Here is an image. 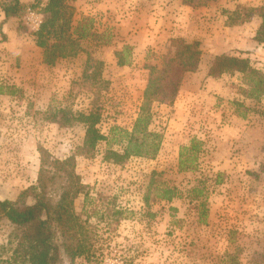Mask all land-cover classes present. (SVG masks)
I'll return each instance as SVG.
<instances>
[{
	"label": "rangeland",
	"instance_id": "rangeland-1",
	"mask_svg": "<svg viewBox=\"0 0 264 264\" xmlns=\"http://www.w3.org/2000/svg\"><path fill=\"white\" fill-rule=\"evenodd\" d=\"M166 1L158 4L161 8L166 4L176 16L170 29L165 23L153 28L145 12L143 20L138 18L145 32L134 34L137 40H126L128 35L115 25L112 9L81 18L73 23L78 33L81 26L88 28L80 40L81 51L74 58L58 60L54 67L42 63V50L34 42L32 34L42 15L40 7L29 5L33 1L0 26V85L14 88L11 96L0 95V199L11 201L35 184L38 146L64 159L81 144L82 124L65 128L47 117L49 108L90 110L93 94L77 85L87 58L102 62L101 76L108 82L100 92L97 125L107 136L115 126L131 129L147 84V67L160 65L171 39L191 42L201 33L209 38L200 43V66L184 76L174 104L152 106L151 129L163 134L155 159L131 158L115 166L102 161L104 142L94 159L78 158L77 173L90 192L85 204L83 196L75 201V212L91 234L90 256L73 262L64 258L61 264H264V98L260 102L244 98L240 74L207 76L213 57L222 52L249 58L264 72V47L249 51L246 43H236L238 35L229 30L233 26L224 13L241 5L235 0H213L198 8L182 0ZM146 3L140 4L142 9ZM203 8L206 22L212 24H200L203 15L196 10ZM183 15H190L197 29L187 26ZM2 19L0 10V23ZM124 46L131 47L129 64L119 67L115 54ZM234 101L242 104L238 111L248 118L250 130L243 137L239 129L245 123L235 128L241 123L234 120L239 118ZM192 139L203 143L196 169L181 172L179 150ZM158 188H175L180 196L170 203L160 200L155 195ZM195 188L203 189L196 198ZM202 207L205 221L199 217ZM13 233L14 227L1 220L0 246L6 247Z\"/></svg>",
	"mask_w": 264,
	"mask_h": 264
},
{
	"label": "trees",
	"instance_id": "trees-1",
	"mask_svg": "<svg viewBox=\"0 0 264 264\" xmlns=\"http://www.w3.org/2000/svg\"><path fill=\"white\" fill-rule=\"evenodd\" d=\"M182 1L198 8L207 6L213 0ZM71 2L33 0L29 4L32 8L40 7L42 20L32 35L36 47L42 50V63L47 67H54L58 60L74 58L81 51L80 40L86 36L88 28L86 25L81 26L78 33V29L73 27L75 8ZM26 6L20 0L0 1L3 15L0 26L19 16ZM224 13L231 26L250 22L253 17L260 18L254 40L264 45V5H240ZM1 35L2 41H5V34ZM130 53L129 46H124L121 52L116 53L117 66H127ZM201 55L199 41L171 39L169 52L162 57L160 65L147 67V84L131 129L115 126L107 136L100 133L97 125L101 119L100 92L107 89L108 82L101 76L102 62L87 58L81 81L77 85L93 94L90 110L83 113L73 112L68 107H58L57 110L49 108L47 117L60 127L71 128L75 124H82L85 127L83 140L64 159L54 158L46 149L38 146L39 168L35 184L21 191L14 201L0 199V221L5 220L14 227L7 246H0V264H61L64 258L73 262L76 258L90 256L91 234L86 222L75 212V201L83 196L85 204L90 192V187L82 183L77 173L78 158L94 159L99 144L104 142L103 162L122 166L131 158L155 159L163 142V134L151 129L152 106L154 103L167 106L174 104L184 76L198 70ZM224 74L241 75V93L244 98L255 102L264 98V72L253 67L249 58L229 54L214 56L207 76L220 78ZM13 94L14 88L0 85V95ZM232 104L235 106L234 113L244 118L245 115L238 111L243 107L242 104L236 101ZM114 146L120 149L115 150ZM202 147L203 143L198 139H192L180 147L179 171L196 169L195 162ZM192 194H197L195 198L199 197L203 189L195 188ZM155 195L170 203L180 193L175 188H158L155 189ZM28 199H32L31 204L27 203ZM201 209L199 217L205 221L207 212L204 207Z\"/></svg>",
	"mask_w": 264,
	"mask_h": 264
},
{
	"label": "crops",
	"instance_id": "crops-1",
	"mask_svg": "<svg viewBox=\"0 0 264 264\" xmlns=\"http://www.w3.org/2000/svg\"><path fill=\"white\" fill-rule=\"evenodd\" d=\"M21 3L27 4L29 2H32L33 0H20ZM160 1V5H162V1L163 0H72V5L75 8V14L73 17V23H77L78 20H80L81 18H86L87 17H97V16H101L102 13H106L108 10L112 9L111 12L113 11V14L116 16V21L117 23L115 25L118 26V28L120 29V31L122 30L123 32H125L126 35H128V37L126 38V40H131L133 38L137 40V37L134 36V34H141L144 33L145 31V27L143 25V23H141L140 20H138V18H142L145 15V12H147V17H149L151 19V24L152 27L154 28H158L160 25H165V27H169L170 29V25H171V19L172 17H176L174 15H172L171 9H169L166 4L165 6H163L162 8L160 7V5L158 4V2ZM170 0H167L166 3H168ZM263 0H235V3L244 5V4H249L252 5L253 7H257V6H261L264 4V1L261 2ZM144 2L146 3V8L142 9L140 4H144ZM156 5V6H152V5ZM158 4V5H157ZM187 10H195V9H191L190 7H186ZM234 9V8H232ZM229 8V10H232ZM196 12L199 14V16L203 15V19H201V23L200 24H212V23H208L206 22L207 19L205 18L207 16V10L203 9H198L196 10ZM176 14V13H175ZM177 15V14H176ZM190 15H183V21H187V26H192L196 28L197 25L195 24V20L194 19H190L189 17ZM12 19V18H11ZM11 19H9L11 21ZM200 19V18H199ZM227 19V18H226ZM166 20V22H164ZM194 20V21H193ZM225 20V19H224ZM9 21V23H10ZM223 21V20H222ZM136 22H138V24H136ZM165 23V24H164ZM261 20L260 18H254L253 21L251 20L250 22L247 23H243V25L241 26H233V27H228L230 31H233L234 33H236L238 36V41L236 43H243L248 46L249 51L254 49L255 47H264L263 44H259L254 40L255 34L260 26ZM250 24H254L253 28L252 26H250ZM140 27H142V30L140 29ZM185 27V26H183ZM197 29V28H196ZM129 30L132 32H130L129 34ZM198 31V30H197ZM200 32V31H198ZM133 36H130V35ZM200 40V41H199ZM199 40L200 43L202 42V45L206 44L209 41L208 36L205 33H201V37ZM193 41V40H191ZM221 54H225V52H222ZM220 55V54H219ZM217 56V54H216ZM234 120L236 121V123H239L240 121V125L235 127V128H239L243 123H245L243 125V127H241V129H239L241 137H243L244 132L245 134L250 130L248 128V118H234ZM247 124V126H246ZM242 130H246V131H242ZM243 134V135H242ZM248 135V134H246ZM257 141H254L253 138L251 140V144H255Z\"/></svg>",
	"mask_w": 264,
	"mask_h": 264
}]
</instances>
